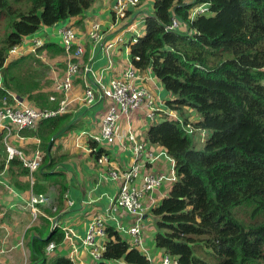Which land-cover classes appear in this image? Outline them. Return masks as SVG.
Instances as JSON below:
<instances>
[{
	"label": "trees",
	"instance_id": "16d2710c",
	"mask_svg": "<svg viewBox=\"0 0 264 264\" xmlns=\"http://www.w3.org/2000/svg\"><path fill=\"white\" fill-rule=\"evenodd\" d=\"M97 1L0 0V108L15 96L38 110L59 106L58 96L43 88L42 62L34 56L8 62L10 52L42 27L83 16ZM147 1L152 12L144 17V36L130 45L131 61L142 72L151 70L172 96L168 108L182 119L163 117L147 133L148 143L175 161L177 176L151 210L156 247L178 264H264V222L238 213L252 208L251 220L264 213V0H141L140 6ZM203 4L209 12L190 21L192 9ZM174 18L187 28L168 31ZM49 48L65 53L58 43L38 52ZM73 129L64 114L21 132L40 140L44 159L35 178L50 179L60 164L55 141ZM4 138L0 132V174L17 166L18 176L34 177L18 159L8 162ZM89 147L97 158L106 152L93 140ZM36 184L34 192L43 194ZM46 237L32 240L30 264H48L49 244L65 240L57 228ZM52 264L74 263L58 257ZM100 264L150 259L107 225Z\"/></svg>",
	"mask_w": 264,
	"mask_h": 264
},
{
	"label": "crops",
	"instance_id": "0c3cea01",
	"mask_svg": "<svg viewBox=\"0 0 264 264\" xmlns=\"http://www.w3.org/2000/svg\"><path fill=\"white\" fill-rule=\"evenodd\" d=\"M116 3L117 0H98L83 16L61 22L52 27H43L37 32L38 34L35 33L26 37L20 46L19 54L15 57L10 56L8 62L24 56L42 59L49 53L50 60H54L49 63L53 67L51 66V71L46 80L55 84L64 77L68 57L65 53L56 54L52 48L34 53V42L40 39L44 42V46L50 43L62 45L59 30L64 26L72 25L77 31L79 42L86 49L85 61L90 62L93 70L100 74L103 83H109L113 78L121 76L124 69L131 63L129 42L133 35L132 33H124L126 41L118 44L113 50L111 56L114 64L109 70L106 69L109 59L105 51L101 47L96 48L89 40L92 23L99 22L103 25L105 32H107V40L115 39L122 33L124 27L134 23L138 25L139 37H142L145 34L144 17L152 12V10L151 12L134 10L128 20L118 25L117 30H110ZM57 55L59 56L54 58ZM87 79L94 88H98L91 75L75 79L74 88L67 95L70 106L66 113L70 115V122H72L74 129L55 141L53 153L58 158L60 157V164L52 172L53 175L50 179L46 180L41 176L35 178L38 173L36 172L33 177L34 184H32L30 175H17L20 174V168L17 166H12L10 169L7 167L6 171L0 174V264H30L32 240L36 237H49V234L56 228L65 234V240L56 244V249L49 255L48 264H52L58 257L72 260V256H74V260H72L74 264H100L101 260L98 261L92 257L91 247L82 243V240L87 236L90 224L97 215L107 217L108 226L116 227L131 243V237L125 231L133 226L132 217L119 210L118 213L112 214L116 217V221L111 219L107 212L111 200L118 195L120 186L109 176V167L99 165L97 155L88 149L89 138L99 134L100 121L106 110V105L102 100H99L92 107L84 105L83 97ZM138 84L149 88L162 102L160 104L163 110L161 117H167L168 112L171 111L167 102L172 99V96L164 89L151 70L141 71ZM43 88L45 91L54 92L58 96L59 103L65 99V95L56 92L52 85L46 84ZM153 124L152 120L146 117L145 111L134 114L129 121L124 119L120 124V137L117 141L112 145L102 147L110 162L119 169H127L133 164L132 144L124 136L130 126L136 131L140 140L145 139L147 149L152 155H162L154 163L147 165L148 171L154 174L170 175L174 163L163 155L166 151L159 145H150L147 141V133ZM82 133H86V135H82ZM10 143L30 156L35 150L40 149V140L32 136L21 139L14 133L10 138ZM12 179L15 182H12ZM18 182L21 184L20 187L16 185ZM36 183L39 189L43 191L42 193L47 196L48 203L39 206L40 214L37 219H34L29 202L32 195L36 194L34 192ZM173 184V182L165 181L159 189L145 198L144 203L146 207H149V210L144 218V240L147 239V230L156 233L155 220L151 214L152 207L168 196ZM62 193L64 194L62 195ZM47 220L50 226L47 224ZM67 237H70L72 241ZM146 241L151 244L152 237ZM98 243L105 246L106 240L98 239ZM147 249L146 255L148 257H156L153 248Z\"/></svg>",
	"mask_w": 264,
	"mask_h": 264
},
{
	"label": "built area",
	"instance_id": "2783aa9c",
	"mask_svg": "<svg viewBox=\"0 0 264 264\" xmlns=\"http://www.w3.org/2000/svg\"><path fill=\"white\" fill-rule=\"evenodd\" d=\"M141 0H117L114 7L113 23L110 25V30H117L121 22L128 20L131 9H137L140 6ZM209 12V4H203L195 7L190 12V21L196 19L200 15H205ZM186 24L181 23L174 18L172 24L167 27L168 31L183 30ZM136 23L130 24L122 29V33L115 39L107 40V32L103 25L99 22L92 23L89 32V40L96 47H101L108 57L106 69H112L113 59L112 52L118 44L124 43V33H132V39L129 45L137 43L139 32ZM59 35L61 43L68 57L67 68L64 77L58 80L55 85V90L65 95V99L59 103L56 109L38 110L31 104L26 103L14 97L13 104L5 102L0 108V132L5 133L4 142L8 154V162L13 159H18L23 163V166L29 169L31 175L39 170L43 163V154L40 149L35 150L31 156H28L22 149L13 146L10 143V138L16 134L22 139L21 132L26 130H35L38 125L45 120L56 118L66 114L69 110L70 101L67 95L74 88L75 79L87 77L91 75L97 83L98 88H94L93 84L88 80L84 91L83 103L87 107H92L99 100L105 102L106 110L100 121L99 134L93 135L89 140H93L99 147H104L114 144L120 137V124L124 119L131 120L134 114L145 111L146 117L156 122L161 117L163 110L160 107L162 103L156 98L154 93L144 85L138 84L140 80L139 69L131 63L124 69L121 76L113 78L109 83L105 84L101 80L100 74L95 72L90 62L85 61L86 49L78 40L76 29L72 25L60 28ZM44 47V42L40 39L34 42L33 51L37 53L40 48ZM20 47L14 48L10 52V56L19 53ZM131 55V54H130ZM91 61V59H89ZM179 120L181 117L174 111H169L167 117ZM191 129V128H190ZM86 135V133H82ZM126 140L132 144L134 155L133 164L127 169H119L115 167L109 160L108 155L102 154L98 158V164L109 167L108 173L112 180L120 186L118 195L111 200V204L107 210L110 218L116 220L113 213H118L119 210L127 213L133 219L131 226L126 234L131 237V244L148 253L144 242V218L149 210L146 207L144 200L156 189H159L165 181L175 183L177 180L175 172V161L168 156L166 152L163 155L174 163L173 171L168 174H154L147 169L148 164L154 163L162 155H152L147 149L145 139H139L136 131L130 126L124 134ZM91 152L95 150L90 149ZM32 184L34 178L31 177ZM48 198L44 194H33L29 202L32 216L37 219L40 212L39 206L47 204ZM107 221L108 218L104 215H97L90 224L87 236L82 240L83 245L91 247V255L96 260H101L105 249L98 243V239L106 240L107 238ZM70 241L72 239L67 237ZM73 245H75L72 242ZM57 245L52 242L47 247V252L50 255L54 252ZM74 260V256L71 257ZM150 264H157L154 257L150 258ZM160 264H178L177 260L169 255H165Z\"/></svg>",
	"mask_w": 264,
	"mask_h": 264
},
{
	"label": "rangeland",
	"instance_id": "374dc122",
	"mask_svg": "<svg viewBox=\"0 0 264 264\" xmlns=\"http://www.w3.org/2000/svg\"><path fill=\"white\" fill-rule=\"evenodd\" d=\"M150 1H147L146 3L144 2L141 6H139V9L138 10H147V11H150L151 12V9H150V7H149V3ZM43 28V27H42ZM41 28V29H42ZM40 29V30H41ZM186 29V28H185ZM39 30V31H40ZM38 34V33H37ZM37 34H36V36H37ZM32 36V35H31ZM20 52V51H19ZM19 54V53H18ZM17 54H14L13 55V57H15ZM59 55H57L56 57H54V58H57ZM39 60L42 62V64H43V67H41L40 69L42 70V71H40V74L42 75V76H44V80H45V83H44V85H49V86H53V87H55V85H56V82H55V84H54V82H52V81H50V82H48V80H46V78H48V76H49V73H50V71H51V66L53 67V65H51V64H49L50 63V61L52 62L54 59H52V60H50V54L48 53L47 55H45V56H43V58L41 59V58H39ZM45 62H43V61ZM66 62H68V60H66ZM59 63V62H58ZM55 64V63H54ZM60 64V63H59ZM30 67H31V65H30ZM54 69L56 70V68L54 67ZM61 69H63V68H61ZM57 71V70H56ZM58 72V71H57ZM186 112V114L189 116L190 115V118L189 119H191V121H194L195 119H196V113L194 112V111H192V110H186L185 111ZM29 131H32V130H29ZM203 138V137H202ZM201 146H203V144H201L200 145V147ZM88 149L90 150L91 148L90 147H88ZM94 161H95V159H94ZM238 213L242 216V218L244 219V220H246V221H248V222H255L254 220H256V222H264V213L263 214H261V215H259V216H257L256 218H253L252 220H251V213H252V208H248V207H244V208H242V209H240L239 211H238ZM144 229H145V227H144ZM155 229H156V227H155ZM151 233H153V235H151ZM147 239H149L150 237H152V241H151V244H149L146 240L147 239H145L144 240V242H145V247H147V248H153V250H154V255H156V257H154V259H155V261L157 262V264H160V263H162V260H163V258H164V256H165V252H164V250H161V249H158L157 247H156V245H155V241H154V231H152V230H147ZM196 253V252H195ZM197 254V253H196ZM198 255V254H197ZM213 262H215V260H213Z\"/></svg>",
	"mask_w": 264,
	"mask_h": 264
}]
</instances>
